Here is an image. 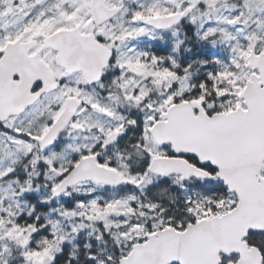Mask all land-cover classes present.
<instances>
[{
  "label": "snow or ice",
  "instance_id": "1",
  "mask_svg": "<svg viewBox=\"0 0 264 264\" xmlns=\"http://www.w3.org/2000/svg\"><path fill=\"white\" fill-rule=\"evenodd\" d=\"M0 264H264V0H0Z\"/></svg>",
  "mask_w": 264,
  "mask_h": 264
}]
</instances>
